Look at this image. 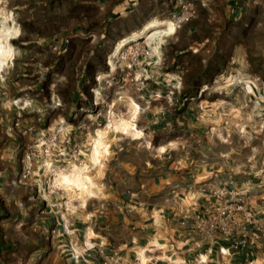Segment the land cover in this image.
I'll return each instance as SVG.
<instances>
[{
  "label": "crops",
  "instance_id": "crops-1",
  "mask_svg": "<svg viewBox=\"0 0 264 264\" xmlns=\"http://www.w3.org/2000/svg\"><path fill=\"white\" fill-rule=\"evenodd\" d=\"M183 1L191 5L194 14L164 36L159 51L163 66L149 73L158 82L161 77H170L164 85L168 91L197 95L209 87L203 81L219 75L217 67L207 62L218 59L220 31L230 32L234 58L236 21L240 20L244 29H252L264 16H256L251 9L258 8L260 13L261 0L252 5L247 4L249 0ZM88 6L99 10L100 20H104V12L108 22L123 25L117 40L120 44L133 38L134 29L165 24L178 11L177 0H94ZM129 21L132 24L127 27ZM258 44L259 52H264V31ZM243 54L246 57L245 49ZM221 72L229 74L228 70ZM190 75L195 78H184ZM233 87L222 82L215 90L228 92ZM240 90L246 95L251 91L264 94V83L244 84ZM101 92V87H91L89 97L93 99L86 107L99 106L94 99ZM119 94L112 104L128 105L129 99L134 102V80L129 84L124 81ZM163 100L166 108L146 123L147 138L161 139L146 149L141 166H134V143L109 145L100 152L108 151V158H114V169H110L115 178L104 181L113 189L94 203L73 199L64 190L50 187L38 168L24 175L23 148L37 136L31 130L15 131L0 113V264H101L112 255L118 257V264H130L134 258L150 260L151 264H264V238L252 236L255 227L247 226L244 242L231 248L234 237L197 233L190 226L200 205L210 200L200 191L216 190L223 184L241 193L255 210H264V112L252 118L250 110L243 107L245 100L237 105L238 112L242 107L237 115L234 101H212L214 111H209L208 104L193 96L173 100L165 96ZM74 105L68 109L73 110ZM258 108L264 109V103ZM70 129L72 141H87L92 133L77 129L75 124ZM104 154L99 166L106 168ZM84 242L91 249L83 253V260L73 261L70 249L78 254ZM220 249L227 251L221 253Z\"/></svg>",
  "mask_w": 264,
  "mask_h": 264
},
{
  "label": "rangeland",
  "instance_id": "rangeland-1",
  "mask_svg": "<svg viewBox=\"0 0 264 264\" xmlns=\"http://www.w3.org/2000/svg\"><path fill=\"white\" fill-rule=\"evenodd\" d=\"M93 1L0 0V113L8 118L15 131L24 133L31 130L36 134L37 139L23 148V160L25 156L29 157L23 163L35 171L42 164L40 161L45 162L41 171L50 185L79 201L89 199L94 203L106 196L113 188L107 187L104 181L115 178L114 171L110 169H114L115 163L114 158H108V151L100 152L109 145L134 143V166H141L146 159V149L161 139L159 136L151 138V135V139L147 138L146 123L154 113L157 116L166 108L162 103L166 101L163 100L165 96L169 100L177 96L179 99L193 96L194 100L204 101L203 105L208 104L209 111H214L210 108L212 101H234V115L242 111L241 107L238 112L237 105L241 106L245 100L243 107L250 110L252 118L264 112L258 108V104L264 103L259 102L264 100L262 92L251 91L246 95L238 91L244 84L264 83V52H259L258 44L259 35L264 31V19L256 21L252 29H244L240 25L242 22L236 21L234 58L230 52V32L220 31L218 59L207 62L208 66L217 67L219 75L203 81L209 85L207 90L191 95L190 92L164 89L170 77H161L163 80L158 82L149 73L153 68L163 66L159 51L165 37L154 33L167 28L170 20L157 27L150 24L145 26L147 28L134 29L133 38L120 44L121 40L118 43L117 40L121 34L119 28L123 25L108 22L110 18H105L104 12V20H100L99 10L88 6V2ZM258 1L249 0L247 4H257ZM240 5L235 4L236 7ZM251 9L256 16H264L262 0L260 13L256 12L258 8ZM130 24L131 21L126 26L130 27ZM227 47L229 52H226ZM133 70L134 75H130ZM221 70H228L229 77L222 75ZM184 78L191 81L195 77ZM133 80V100L140 107L138 112L132 105V99L128 105L111 103L120 95L124 81L129 84ZM222 82L234 87L228 92H217L215 89ZM94 85L101 87L102 92L96 96L97 100L94 99L99 106L91 109L86 106L93 99L89 97V89ZM73 102V110L68 109ZM222 104L226 106V103ZM134 112L135 121L132 123ZM71 124H75L77 129L91 130L89 140L72 141ZM131 124L143 135L135 136L129 128ZM252 129L255 128L252 126ZM132 138L134 141L130 140ZM97 142L96 160L93 154ZM34 152L41 154L37 163L30 156ZM104 153L108 162L106 168L102 164L99 166ZM52 158L56 161H49ZM51 163L54 168H51ZM50 169L53 172L50 173Z\"/></svg>",
  "mask_w": 264,
  "mask_h": 264
},
{
  "label": "built area",
  "instance_id": "built-area-1",
  "mask_svg": "<svg viewBox=\"0 0 264 264\" xmlns=\"http://www.w3.org/2000/svg\"><path fill=\"white\" fill-rule=\"evenodd\" d=\"M178 11L171 16L170 23L173 25V29L178 28L182 23L188 21L194 14L191 5L183 0H177ZM47 151L44 150V153ZM38 152L30 154L35 162H39ZM28 156L24 157L27 161ZM38 165L37 171L42 174L41 166L45 162H41ZM23 174L27 175L30 171V165L25 163ZM53 172L52 169L49 171ZM53 188V186L50 185ZM203 197H208L210 200L206 204L200 205L198 212L192 216L191 229L197 233H211L219 232L222 238L229 239L234 237L231 241V248H235L236 245L244 242V233L247 226L255 227V233L252 236L256 238H264V210L257 211L252 208L243 198L241 193L227 189L223 184L218 189H209L207 192L200 191ZM63 229L66 228L63 226ZM80 252L70 249L68 255L73 261L82 259L83 253L91 249V245L85 242L81 245ZM71 248V247H70ZM226 249H220L221 253L226 252ZM200 261V260H199ZM118 257L112 255L108 258H103L101 264H118ZM150 260L141 261L138 258H134L130 264H151Z\"/></svg>",
  "mask_w": 264,
  "mask_h": 264
},
{
  "label": "bare ground",
  "instance_id": "bare-ground-1",
  "mask_svg": "<svg viewBox=\"0 0 264 264\" xmlns=\"http://www.w3.org/2000/svg\"><path fill=\"white\" fill-rule=\"evenodd\" d=\"M167 26H168L167 28H165L163 30H160V31H157L154 34H156V36H158V37L167 36V35L171 34L173 32V25H172V23H170ZM132 105H133L134 109L136 110V112H138L140 110V107L136 103L133 102ZM129 128H130L131 131H134L135 132V134H134L135 136H139V135L142 136L143 135V133L140 130H138L134 126V124H131V126ZM98 143L99 142H97V144H95V146H94V154H93V158L94 159H96L95 156H97V154H98V148H97ZM77 185H78V183H77ZM79 188H80V186H79Z\"/></svg>",
  "mask_w": 264,
  "mask_h": 264
}]
</instances>
